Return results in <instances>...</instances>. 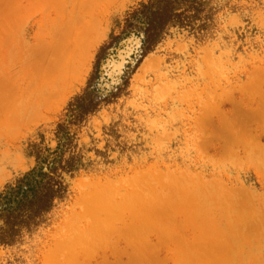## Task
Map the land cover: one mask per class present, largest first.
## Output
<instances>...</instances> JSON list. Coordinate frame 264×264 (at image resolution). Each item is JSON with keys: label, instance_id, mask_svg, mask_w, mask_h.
I'll return each mask as SVG.
<instances>
[{"label": "rangeland", "instance_id": "rangeland-1", "mask_svg": "<svg viewBox=\"0 0 264 264\" xmlns=\"http://www.w3.org/2000/svg\"><path fill=\"white\" fill-rule=\"evenodd\" d=\"M44 1L0 0V264H264V0H199L145 54L149 0ZM85 17L27 110L39 32Z\"/></svg>", "mask_w": 264, "mask_h": 264}, {"label": "bare ground", "instance_id": "bare-ground-1", "mask_svg": "<svg viewBox=\"0 0 264 264\" xmlns=\"http://www.w3.org/2000/svg\"><path fill=\"white\" fill-rule=\"evenodd\" d=\"M28 2H27V4L28 5H30V6H37L36 5V2H38L39 0H27ZM48 1V2H47ZM46 2V5H50V7H49V9H51V12H53V11H55V9H54V7H53V5H55L56 4V2L58 3L60 0H47ZM17 2V1H16ZM41 2H43L42 4H44L45 5V1L44 0H41ZM61 3H63V4H65L66 3V1L65 0H61L60 1ZM65 2V3H64ZM38 4V3H37ZM62 4V5H63ZM39 5V4H38ZM51 5H52V7H51ZM61 5V6H62ZM73 5V4H72ZM59 7V6H58ZM70 7V6H69ZM75 6H73V8H74ZM18 8V5L16 6V8L15 9H17ZM42 8V7H41ZM46 8V7H45ZM56 8V7H55ZM62 8V7H61ZM64 8V7H63ZM72 8V7H71ZM89 8H92V6L91 7H89ZM88 9V8H87ZM40 10V9H39ZM58 10V9H57ZM65 10V9H64ZM15 11V10H14ZM50 12V13H51ZM77 13V12H76ZM103 13V12H102ZM63 14H64V12H63ZM68 15H69V12L67 13ZM51 15V14H50ZM70 16V15H69ZM72 16H74V15H72ZM49 17V16H48ZM82 17V16H81ZM80 16H79V18H81ZM63 18H64V16H63ZM66 18V17H65ZM84 18V17H83ZM89 18V17H88ZM68 19V18H67ZM85 19H86V17H85ZM70 20V19H69ZM78 20L79 19H76V21L78 22ZM80 20H82V18L80 19ZM79 20V21H80ZM90 20V19H89ZM89 20H83L82 21V23H81V26H79L78 28L80 29H78L79 31H77V25L75 26V24L73 25V27L72 28H70L71 29V32H70V29H68L69 31H67V33L68 34H63L64 32H62L61 33V31L58 29V28H55L54 29V31H53V33L52 32H45V35H50L51 37H45V35L42 33V31H40L39 32V34H40V36L39 37H37L36 38V40H37V42H38V46H39V48H40V53H39V55L37 56V58H36V62H35V64L36 65H41L42 64V66H41V69L42 68H44L45 67V69L46 70H44L45 71V73L46 74H44L43 72H42V75H43V77H41V79H40V77H39V79H38V82H39V88H38V90H36L34 93H33V95H31L30 96V98H29V100H28V104L29 105H31V106H34V107H28L27 108V110H31V109H37V108H39L40 106H42L43 104H44V100H45V98H46V96H51V94H52V96H54L53 94H59V92L61 91V90H64L63 88L64 87H66L67 85H69V83H71V81H72V78L73 77H75L76 75H75V72L76 71H74L73 69V72H74V75L75 76H73V72L71 73V71H70V65H71V62L73 61V58H72V53H73V57H76L75 55H74V53H76V51L75 50H73L74 48H73V46L75 45V43L77 42V40L79 39V38H81V37H85V34H86V32H87V30L89 29V26L90 25H88V24H92V22H89ZM67 21V20H66ZM102 22V21H101ZM65 23V22H64ZM63 23V24H64ZM70 23H71V21H70ZM40 24V23H39ZM42 24V23H41ZM40 24V25H41ZM98 25V24H97ZM65 26V25H64ZM63 26V27H64ZM67 26V25H66ZM65 26V27H66ZM70 26H72V24L70 25ZM102 26V25H101ZM100 26V27H101ZM96 27V26H95ZM40 28H42V26H40ZM97 28H99V27H97ZM99 30V29H98ZM101 31V30H100ZM99 31V32H100ZM99 32H97V33H99ZM89 33V32H88ZM96 33V34H97ZM100 34V33H99ZM87 36V35H86ZM98 37H99V35H97ZM98 37H96V39L98 38ZM94 39V38H93ZM98 39H100V38H98ZM78 44V43H77ZM81 44V43H80ZM83 44V43H82ZM83 45H85V44H83ZM81 46V45H80ZM85 46H87V47H89L90 46V44H89V46L88 45H85ZM51 47H53V48H55V50H54V52L55 53H53L52 52V50H51V52H52V54H51V52H50V56L52 57V55H54L55 54V56H54V58L53 59H47L48 61L46 62V55L48 54V52L50 51V49H53V48H51ZM87 47H85L86 49H87ZM92 47V46H91ZM90 47V48H91ZM79 48V47H78ZM94 48V47H93ZM84 49V48H83ZM73 50V51H72ZM76 50H77V48H76ZM80 50V49H79ZM75 51V52H74ZM82 51L83 50H81V54H83L82 53ZM85 51V50H84ZM83 51V52H84ZM78 52V51H77ZM86 52V51H85ZM85 52H84V54H85ZM90 52V51H89ZM92 52V51H91ZM90 52V53H91ZM79 53V52H78ZM87 53V52H86ZM48 56V55H47ZM49 56V57H50ZM80 56V55H79ZM81 57V56H80ZM48 58V57H47ZM82 58V57H81ZM76 59V58H75ZM88 59H90V58H88ZM42 62V63H38V62ZM74 61H76V60H74ZM151 61V60H150ZM44 64H45V66H44ZM86 64H87V58H82V60H81V63H80V69H79V76H81V74H83L84 73V70H85V67H86ZM72 65H73V63H72ZM78 65V64H77ZM38 66H36L37 68H38ZM74 66V65H73ZM76 66V65H75ZM72 68H74V67H72ZM76 68V70H77V68H78V66L77 67H75ZM41 71V70H40ZM85 72H86V70H85ZM142 73H144V72H142ZM76 74H77V72H76ZM41 75V76H42ZM78 75V74H77ZM78 76V77H79ZM83 77V76H82ZM81 78V77H80ZM76 80V79H75ZM77 86V85H76ZM67 90H68V88H67ZM71 90V89H70ZM70 90H69V92H70ZM71 92H72V90H71ZM57 94L55 95V96H57ZM59 97H60V95H58ZM56 98V97H55ZM58 98V97H57ZM61 98V97H60ZM63 98V97H62ZM61 100V99H60Z\"/></svg>", "mask_w": 264, "mask_h": 264}, {"label": "trees", "instance_id": "trees-1", "mask_svg": "<svg viewBox=\"0 0 264 264\" xmlns=\"http://www.w3.org/2000/svg\"><path fill=\"white\" fill-rule=\"evenodd\" d=\"M196 3H199V0H149L141 5L139 11L134 13L135 22L128 20L127 33H135L139 37L143 35L141 41L143 53L145 54L158 41V37L165 28L174 20H182L190 8H196ZM98 73L99 67L97 66L96 73L93 76L94 81L91 80L85 96L79 99L80 107L93 103L94 106L97 105V101L94 102L90 98L91 96L96 97L99 101L102 99L98 90L93 87L95 80L99 77ZM89 99L90 101H88Z\"/></svg>", "mask_w": 264, "mask_h": 264}]
</instances>
